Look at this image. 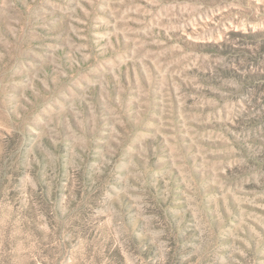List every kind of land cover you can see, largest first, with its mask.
Wrapping results in <instances>:
<instances>
[{"label": "rangeland", "instance_id": "obj_1", "mask_svg": "<svg viewBox=\"0 0 264 264\" xmlns=\"http://www.w3.org/2000/svg\"><path fill=\"white\" fill-rule=\"evenodd\" d=\"M0 264H264V0H0Z\"/></svg>", "mask_w": 264, "mask_h": 264}]
</instances>
